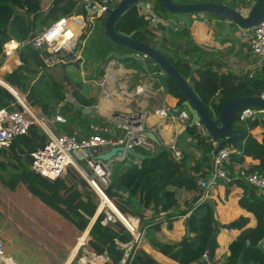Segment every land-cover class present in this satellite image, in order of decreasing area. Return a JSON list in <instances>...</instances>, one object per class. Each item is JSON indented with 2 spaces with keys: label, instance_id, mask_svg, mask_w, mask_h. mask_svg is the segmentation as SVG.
Returning <instances> with one entry per match:
<instances>
[{
  "label": "trees",
  "instance_id": "trees-1",
  "mask_svg": "<svg viewBox=\"0 0 264 264\" xmlns=\"http://www.w3.org/2000/svg\"><path fill=\"white\" fill-rule=\"evenodd\" d=\"M145 1L151 3L150 8L156 15L170 24L157 22L153 28L145 19L149 15L141 14L133 6L117 21L118 33L128 35L134 31L136 39L154 46L158 40L155 31H167L169 41L166 36L162 38V47L168 51L165 59L185 77L189 75L192 61L201 65L192 75L194 90L204 104L216 113L223 105V98L251 94L249 83L242 79V75L221 72L213 67L211 60H204V55L209 52L189 37L183 24L168 18L162 9L161 0ZM251 1L228 0V4L238 7ZM70 13L86 15L89 19L92 17L87 13L84 0H0V53L6 42L15 41L19 43V47L14 58L20 62H14L2 76V80L23 94L30 105L39 107L48 117L62 115L66 122L56 123L57 131L68 133H72L76 125L85 131L91 123L105 124L107 121L89 120L83 112L85 100L76 94L81 82H77L79 88L72 90L75 103L81 105L77 106L66 100L64 84L43 65L42 56L47 52L30 43H21L35 34L38 27L41 30L49 27L60 17ZM96 20L98 25L91 24L89 29L87 26L79 37L83 41L90 37L88 46L94 53L104 60L113 52L121 55L133 52L105 36L103 16ZM94 26L98 27L89 34ZM225 41L232 39L225 38ZM244 45L248 46V56L249 45ZM210 53L213 55V52ZM127 60L132 67H139L136 60ZM80 62V58L69 62H64L63 59L61 65ZM249 76L254 79L256 88L264 89V63L252 67ZM167 96L168 100L175 101L173 108H179L178 111L183 108L181 104L184 96L171 80L168 82ZM88 101L92 104L95 100L91 98ZM2 107L19 109L20 105L6 88L0 86V108ZM234 126L243 129L244 138L240 141V148L230 153L229 181L215 183L226 194L231 187L237 189L236 198L229 199L226 195L220 198L222 203L238 209V215L226 222H221L216 217V202L208 199L201 201L203 189L200 188L199 181L207 178L212 171V151L215 146L214 140L205 137L204 131L196 124L190 126L188 122L178 136L175 143L180 151L178 159L168 147L159 145L154 152L144 148L136 149L143 155H151L150 157L137 159L127 155L123 160L112 163L110 181L103 188V193L121 214L138 220V230L143 233V239L154 248L146 242L141 245L139 253L145 258L159 264H264V192L237 178L233 169L236 167L248 173L264 175V122L262 117L249 118L243 122L237 118ZM193 150L199 152L196 160ZM31 160V154L10 155L1 149V185L10 191L21 187L37 198L45 208L57 213L71 226L73 240L70 242L74 244L100 204L98 194L72 165L67 166L63 176L48 178L29 168ZM146 210L151 211L149 216L145 215ZM53 231L59 237L45 228L35 230L43 248L41 252L27 239L25 245L28 247V254L36 258V264H56V260L57 264H64L71 249L77 245V242L75 246L65 242L62 240L65 239L62 233ZM88 235L85 248L96 255L105 254L113 264H121L127 248L135 245V239L129 230L119 220L108 218L104 211L98 214ZM32 236L29 235L28 238ZM211 236L213 239L209 263L206 259L203 260V256ZM53 257H56L55 260Z\"/></svg>",
  "mask_w": 264,
  "mask_h": 264
},
{
  "label": "crops",
  "instance_id": "crops-1",
  "mask_svg": "<svg viewBox=\"0 0 264 264\" xmlns=\"http://www.w3.org/2000/svg\"><path fill=\"white\" fill-rule=\"evenodd\" d=\"M252 2L253 1L249 2V4L246 6L247 7L246 12H244L243 14H247V10L251 6ZM145 19H147V23L148 22L149 24L151 23L154 28L157 22L153 24L152 17L150 16H147ZM190 20H191L192 39L195 41L196 44L201 45L204 50L209 52L207 55H204V60H211L212 65L215 69L221 72H231L238 76V75H243L247 69L250 70L252 67L255 66L250 63L249 60L250 52L248 55L249 57L247 56L248 46L244 45V43L246 44L247 42L239 37L241 32L240 29H239L240 32L238 33V37L240 40L237 43H234L233 40L225 41V38L231 39L232 38L231 36H233L234 33L231 31L230 33H226L225 35H222L223 32L225 31L224 23H222L221 26L219 25L216 26V24H213L212 22L209 23L208 22L209 19L205 20L204 17H197V16L191 17ZM166 22L167 23L164 25L170 24L169 21ZM155 33L158 36V40L160 39L161 42L164 36H166V39L169 38L167 31L161 32L157 30L155 31ZM89 38L90 37H88L87 39H85V41H83L81 53L85 52V56L90 58V60H92L94 63L96 60L100 59L104 67L106 66L105 69L106 72H105V76L103 77L101 76L103 70V69L101 70V68L97 70V74L95 76H87L85 74V82L90 81L91 84L93 85V87L91 86L92 89L94 91H97L96 94H89L87 96L85 95L86 97H85L84 107L85 108L90 107L89 109H87V113L84 112L85 114H87L88 119L108 121L109 118L118 114L119 115L131 114L133 112L143 110L148 112V118L146 120L147 129L150 130L149 132H153L157 136L156 142L151 140L153 144L156 146V150L158 149L159 145L166 147L174 145L177 148L175 144L177 142V138L184 131L186 124L190 122V116L188 115V118L184 119V121L177 119L176 117L180 111H175V108H173L175 101L168 100L167 92L165 91L163 86L159 84L158 81L152 78V74L149 75L147 73L148 77L146 78L145 72L144 70L141 69L140 66L136 68L132 67L130 65V61L127 60L130 58H127L123 61H118L116 59H111V58L107 59L105 57L106 59L104 58L103 60L92 50L91 51L96 56V60L94 58L95 56L88 55L89 51L87 50L90 49L88 46ZM161 48H163L162 45ZM210 52H213V55H211L212 57H210L211 54ZM129 54H134V52H131ZM253 59L256 60V58ZM85 68L87 67L85 66ZM107 72L111 73L112 75L110 76L109 74H107ZM64 88L66 90L65 85ZM18 95L20 96V94ZM66 95H67V90H66ZM19 98L22 99L21 96ZM91 98H94L95 100L94 103L92 104H90L88 101ZM69 102L71 101L69 100ZM59 104L62 103L60 102ZM160 108H166L168 111L171 112V114H174L175 117H171V114L158 115L154 113L156 109H160ZM181 110H186V109L185 107H183ZM73 132L78 134L83 133L82 128L77 125L73 127ZM42 136L45 137L42 129L38 126L34 127L28 134L17 139L11 146H9L5 150L10 155L31 154L32 151H34L37 147L41 146L44 143V139L42 138ZM216 143L217 142L214 141V146L216 145ZM226 147L228 148L230 153L236 152L238 150L237 148L231 145L229 146L227 145ZM150 152H154V151H150ZM192 153L194 154V159L196 160L199 157V152L193 150ZM117 157L120 158L115 161H120L124 159L123 155ZM137 159H142V158H137ZM192 163L195 162L192 161ZM217 180H215V183L222 181V180H218V181ZM215 183L212 188H209L207 190V192H209L208 193L209 197L207 199L213 200L214 202L217 203L215 209V215L221 222H226L230 218H234L238 215V209L235 207L231 208L228 205L222 203L220 198H223L225 195L229 199L236 198V196L238 195L237 189L235 187H231L228 194H226L225 190L221 187L218 186L216 187ZM16 192H19L20 195L23 197L22 200H21L22 197L19 199L21 200L19 201V206L21 205L19 207V210L12 208L14 213L5 216L4 218H2V220L0 219V236H2L6 240L7 249L9 252H12L14 255H16L17 258L22 262V264H28V260L34 261V259L36 258L34 256L31 257L30 254H28V247L25 244L27 243L26 242L27 239H30V241L33 242V246L35 247V249L38 250V252L43 251V248L41 247V241L39 240V238L35 233V230L38 228L48 229L53 234H55L53 230H57V232L62 233L63 237L65 238V239L61 238L62 240L73 245L72 242H70L73 240L71 236L72 234V230L70 229L71 226L63 218H61L57 213L45 208L44 205L37 198L25 192L21 187L17 188ZM204 193L205 190L203 189V194ZM100 202L101 203L98 205L96 212L94 216L91 218L88 226L80 234V236L77 237L74 246L76 242L77 244L80 243L81 244L80 246L82 245L84 246L85 256L86 255L92 256L94 260L95 259L97 260V258H101L102 260L97 264H113L112 261L105 254L96 255L95 253H92L85 248L86 242L89 239L88 232L92 223L95 221L96 217L101 211H104L107 217L112 218L113 220L116 219L119 220L118 218H120V220L125 225L123 223L122 224L128 230L129 227L131 226H134L136 228L139 222L135 217L121 214L118 211V209L113 205L112 202L111 204L109 202L108 203L115 209L116 212L118 211L117 213H120L123 217H118L117 214L107 204V202H104L103 200H100ZM150 214H151L150 210L145 211L146 216H149ZM13 217H18V219L15 220ZM20 222L24 224V231H20L18 229V225ZM129 232H131V230H129ZM29 235H33V236L31 238H28ZM132 236L134 237V234H132ZM143 241L145 240L143 239ZM73 248L71 249L65 263L67 262L68 259L71 260L69 264H72V262L74 261L76 257V253L74 254V256L72 255V253L73 250L76 248V246L74 249ZM55 258L53 257L54 260ZM57 263L58 260H56V264ZM89 263L94 264L92 262ZM194 264L197 263L194 262Z\"/></svg>",
  "mask_w": 264,
  "mask_h": 264
},
{
  "label": "built area",
  "instance_id": "built-area-1",
  "mask_svg": "<svg viewBox=\"0 0 264 264\" xmlns=\"http://www.w3.org/2000/svg\"><path fill=\"white\" fill-rule=\"evenodd\" d=\"M109 2L110 0H94L91 4L85 3L86 10L87 7L91 9L92 17L88 19L94 20V25H98V22H95L98 17H104L107 14L110 8ZM149 5L150 3L147 2V6ZM86 27L83 15L70 13L60 17L49 27L39 29L21 45L30 43L32 46L46 51L47 53L42 56V62L45 68L50 70L53 66L59 65L63 61V57L75 53L77 41L80 35L85 32ZM240 31V37L249 45L252 58L264 61V20L251 29H240ZM18 47L19 43L15 41L6 42L1 53L15 54ZM16 62L20 63L17 59ZM107 74L112 75L109 72ZM0 86L10 91L20 105L19 109L0 108V150L8 148L17 139L38 126L44 132L46 140L32 151L29 168L48 178H56L63 176L67 166L72 165L98 194L100 200H102V194L106 197L103 188L109 184L111 165L120 158L115 156L105 161L100 158L101 154L116 146L123 147V158L128 155L127 151L130 149L156 150V146L147 135L150 130L146 127L148 118L146 111L118 114L109 118L105 124L91 123L88 129L81 134L58 132L56 123L66 122L62 115L48 117L39 107L30 105L18 91L22 99L17 97L12 92V87L1 78ZM255 112H259V110L247 108L240 113L238 119L243 122L251 118ZM154 113L158 115L171 114L166 108L156 109ZM171 117H175V115L171 114ZM176 118L184 121L188 118L187 111L180 110ZM168 148L176 159L180 157V151L174 145L168 146ZM211 165L212 171L209 176L199 181V186L205 190L202 201L209 197L207 190L214 186L215 180L229 181L230 179L231 160L227 147L213 155ZM233 169L237 178L256 187L260 192H264V175L257 172L248 173L244 169L236 167ZM98 187L102 194L98 192ZM125 261L126 253L121 264H124ZM0 264H22L16 255L8 251L7 242L2 236H0Z\"/></svg>",
  "mask_w": 264,
  "mask_h": 264
},
{
  "label": "water",
  "instance_id": "water-1",
  "mask_svg": "<svg viewBox=\"0 0 264 264\" xmlns=\"http://www.w3.org/2000/svg\"><path fill=\"white\" fill-rule=\"evenodd\" d=\"M84 1L87 4H91L94 0ZM252 1L251 6L247 10V14H243L241 5L232 7L228 4V0H161V4L168 18L183 24L189 33V37L192 38L190 19L196 16L204 17L205 20L209 19L216 26H221L224 23L225 31L222 35L230 33L236 28L248 30L257 26L264 20V0ZM133 6L137 7L141 14H148L152 17L153 24L156 22L167 23L166 20L156 15L150 6H147L145 0H110V8L104 16V34L115 44L130 48L134 54L121 55L113 52L106 58L116 59L118 61H123L127 58L136 60L141 69L149 75L152 74V78L158 81L166 92L168 91L169 80L174 82L179 92L184 96L181 107H185L190 116L189 125L196 124L204 131L205 137H210L217 142L212 151V155L217 154L220 149L227 145L239 149L240 141L244 138V131L241 128L235 127L234 122L240 113L247 108L258 109L259 112H255L251 119L262 117L264 121V89L255 87L254 79L249 76L250 70L247 69L244 72L242 79L249 83L251 94L225 99L221 109L216 113L215 110L204 104L194 90L192 75L200 68L199 64L192 61L189 75L185 77L173 64L165 59L168 51L161 48L162 42L160 39L157 40L155 46H151L144 41L136 39L134 37V31L128 35L116 31L117 21ZM87 13L89 15L91 14L89 7H87ZM86 19H88V16H86ZM39 29L40 27L36 29V32ZM82 44L83 40L78 39L75 53L69 57L65 56L64 61L69 62L70 60L78 58L83 46ZM178 110L179 108H175V111ZM83 112H85V109H83ZM147 135L150 140L157 141V136L153 132H147ZM123 150L121 146L113 147L109 151L101 154L100 158L107 161L115 156H122ZM127 154L136 158L151 156L143 155L132 149L128 150ZM118 219L123 223L120 218ZM186 229L188 230V226H186ZM130 233L133 234L132 231ZM212 239V236L208 239L206 252L203 256V260L206 259L209 263H211L209 251Z\"/></svg>",
  "mask_w": 264,
  "mask_h": 264
},
{
  "label": "rangeland",
  "instance_id": "rangeland-1",
  "mask_svg": "<svg viewBox=\"0 0 264 264\" xmlns=\"http://www.w3.org/2000/svg\"><path fill=\"white\" fill-rule=\"evenodd\" d=\"M247 5L248 4L241 6V11L243 13L246 12V8H247L246 6ZM84 19H85L86 24H87L88 29H89L90 24H94V20L86 19V15H84ZM95 22H98V20H95ZM97 27L98 26L92 27L90 29L89 34L91 32L93 33V30L96 29ZM232 32L234 34H233V36H231L232 37L231 39L234 41V43H237L240 40L239 39L240 35L238 37V33L240 31L238 28H236ZM207 34H208V32H207ZM85 39H87V37ZM87 51H89L88 55L95 56L94 53L91 51V49H88ZM210 57H212V56L210 55ZM78 58L81 59V62L79 64L66 63L65 65L59 64V65H55L52 68H50V71L55 76V78L58 79L61 83H63L66 86V90H67L66 98H67V100H70L73 103L75 102V100L73 99V94L71 93V91L73 90V88H79L77 82H81L82 85L76 94L80 95V97L82 99L85 100V97L87 95L97 93V91H94L92 89L93 85L91 84L90 81L85 82V74L87 76H95L97 74V70L99 68H101V70L103 69V72L101 75L103 77V76H105V72H106L105 71L106 66L104 67V65L100 59L96 60V56L94 57L96 60L95 63L92 60H90V58L85 56V52L81 53V51H80ZM249 60H250V63L255 65V66H259V65L264 63L263 60L260 62L258 59L254 60L251 55L249 57ZM14 62L17 63L15 58H14V53L13 54H5L4 52H2L0 54V78L2 77L3 73L5 74L6 71L9 68H11L13 66V64H15ZM85 66L87 68H85ZM146 74L147 73H145V76L147 78L148 76ZM85 88H86V90H85ZM223 99H226V98H223ZM75 104L77 106L81 105L79 103H75ZM89 108L90 107H86V108L84 107V109H86L85 113H87V109H89ZM42 138L45 141L46 138L44 136H42ZM21 197L22 196L20 195L19 192L10 191L7 188L3 187L0 183V219L1 220L5 216L11 215L12 213H14L12 208L19 210V207L21 206V205L19 206V201H21L23 199V197L22 198ZM20 198H21V200H19ZM13 218L15 220L18 219V217H13ZM10 219H12V218H10ZM137 227H138V225H137ZM137 227L135 228V230H136L135 233H133L134 237H135V245L127 248V250H126V261L124 264H159L150 258H145L143 255H141L139 253V249L145 241H143V239H142L143 233H141ZM18 229L20 231H24V224L22 222L19 223ZM101 260H102L101 258H97V260L96 259L94 260L92 256H87V255L85 256L84 246L82 245L77 250L76 257H75L74 261L72 262V264H90L89 262L97 264ZM28 264H36V263L32 260H28Z\"/></svg>",
  "mask_w": 264,
  "mask_h": 264
},
{
  "label": "bare ground",
  "instance_id": "bare-ground-1",
  "mask_svg": "<svg viewBox=\"0 0 264 264\" xmlns=\"http://www.w3.org/2000/svg\"><path fill=\"white\" fill-rule=\"evenodd\" d=\"M109 75H110V74H109ZM110 76H111V75H110ZM11 89H12V88H11ZM12 90H14L16 94H19L15 89H12ZM12 92H13V91H12ZM13 93H14V92H13ZM15 93H14V94H15ZM16 94H15V95H16ZM100 190H101V189L98 187V192H99L100 194H102ZM101 197H102V200H103L104 202H107V204H108V205L110 206V208H111V209L117 214L118 217H123L120 213H117L118 211H117V212L115 211V209L110 205L111 202H110L106 197H104L103 194H102ZM108 202H109L110 204H109ZM120 215H121V216H120ZM129 229H130L131 231H133V233H135V231H136L134 226L129 227ZM80 245H81L80 243H78V244L76 245V248L73 250V253H72L73 256H74V254L76 253V251L78 250V248L80 247ZM73 256H72V257H73ZM70 261H71V260L68 259L67 262H66L65 264H69Z\"/></svg>",
  "mask_w": 264,
  "mask_h": 264
},
{
  "label": "clouds",
  "instance_id": "clouds-1",
  "mask_svg": "<svg viewBox=\"0 0 264 264\" xmlns=\"http://www.w3.org/2000/svg\"><path fill=\"white\" fill-rule=\"evenodd\" d=\"M73 55V54H72ZM69 57V56H68ZM65 62V61H64ZM61 64V63H60ZM2 79V77H1ZM10 86V85H9ZM3 87V86H2ZM12 87V86H11ZM5 88V87H4ZM13 88V87H12ZM15 89V88H14ZM16 90V89H15ZM17 91V90H16ZM10 92V91H9ZM11 93V92H10ZM20 93V92H19ZM12 94V93H11ZM13 95V94H12ZM23 95V94H22ZM14 96V95H13ZM24 96V95H23ZM7 149V148H6ZM5 150V149H4Z\"/></svg>",
  "mask_w": 264,
  "mask_h": 264
},
{
  "label": "flooded vegetation",
  "instance_id": "flooded-vegetation-1",
  "mask_svg": "<svg viewBox=\"0 0 264 264\" xmlns=\"http://www.w3.org/2000/svg\"><path fill=\"white\" fill-rule=\"evenodd\" d=\"M208 22L210 23L211 21L210 20H208ZM213 23V22H212ZM214 24V23H213Z\"/></svg>",
  "mask_w": 264,
  "mask_h": 264
}]
</instances>
